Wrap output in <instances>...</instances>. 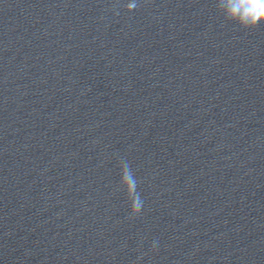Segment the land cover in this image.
<instances>
[{
    "label": "clouds",
    "instance_id": "1",
    "mask_svg": "<svg viewBox=\"0 0 264 264\" xmlns=\"http://www.w3.org/2000/svg\"><path fill=\"white\" fill-rule=\"evenodd\" d=\"M216 6L226 20L238 24L242 29L254 30L264 24V0H216ZM124 7L132 12L139 4L137 0H128ZM119 167L120 190L126 193L130 202V217H138L142 213L143 200L137 187L142 181L137 180L127 160L121 159ZM155 247L153 243V249Z\"/></svg>",
    "mask_w": 264,
    "mask_h": 264
}]
</instances>
